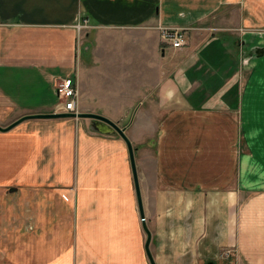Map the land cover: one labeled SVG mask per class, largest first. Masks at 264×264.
<instances>
[{
  "label": "crops",
  "instance_id": "obj_1",
  "mask_svg": "<svg viewBox=\"0 0 264 264\" xmlns=\"http://www.w3.org/2000/svg\"><path fill=\"white\" fill-rule=\"evenodd\" d=\"M117 32L157 79L120 104L77 81L79 112L126 124L156 264H264V0H0V126L58 112L56 83L96 76L112 42L90 44ZM81 119L0 130V264H151L127 143Z\"/></svg>",
  "mask_w": 264,
  "mask_h": 264
},
{
  "label": "rangeland",
  "instance_id": "obj_2",
  "mask_svg": "<svg viewBox=\"0 0 264 264\" xmlns=\"http://www.w3.org/2000/svg\"><path fill=\"white\" fill-rule=\"evenodd\" d=\"M78 28V26L76 25ZM167 27H161V33L163 29H166ZM78 40L80 43L81 40V31L78 29ZM87 29H84L83 32H85ZM102 35V34H101ZM136 35V34H135ZM125 34L123 33H109L108 35H102V42H99L91 45V51L95 53L92 59L96 58V54L98 57L103 55V52H106L110 49V41L111 43V55L110 61L106 65L99 66L96 69V76L92 75V77H86L85 85L83 86V76L81 75V71L79 73L78 71V79L76 77V82L78 81L82 88H85L86 92L84 93H91L93 97H91L92 102H103V104L109 103V104H120L122 101H131L134 99L136 103H138L139 100L143 99L144 92L142 91L141 87L145 86V84L148 83L149 77L150 81H156L157 79V59L155 57L154 59L149 60V69H147L146 64H141L137 62V60L134 61V63L131 65L130 63L127 64V60L124 56H121L122 53H126L125 48ZM123 49V52H122ZM90 51V52H91ZM152 52V49H151ZM160 50H157V53L155 54L160 59L159 56ZM101 60L100 62H102ZM149 70L148 74L147 71ZM152 74V75H151ZM151 75V76H150ZM96 77V78H95ZM133 84V89L127 88V85ZM144 84V85H143ZM80 85V86H81ZM141 89V90H140ZM134 90V91H133ZM98 93H94V92ZM94 94L98 97H94ZM85 95V94H84ZM70 118V117H68ZM77 120L82 121L83 119L79 117H75ZM19 119V118H18ZM17 120V119H16ZM15 120V121H16ZM89 119H86V129L90 128V122ZM14 122V121H13ZM11 122V123H13ZM10 123V124H11ZM9 124V125H10ZM81 125V124H80ZM121 127H125V123L119 124ZM233 254V252H232ZM235 256V255H233Z\"/></svg>",
  "mask_w": 264,
  "mask_h": 264
},
{
  "label": "water",
  "instance_id": "obj_3",
  "mask_svg": "<svg viewBox=\"0 0 264 264\" xmlns=\"http://www.w3.org/2000/svg\"><path fill=\"white\" fill-rule=\"evenodd\" d=\"M58 117H79V118H90L93 120V125L94 127L99 130L102 133H114L117 132L120 134V136L125 140L128 146L129 150V156H130V162L132 166V172H133V177H134V182H135V188H136V193H137V199H138V206H139V212L141 216V220L143 223V228L144 231L147 235L146 242H145V249L148 255V258L150 260L151 264H156L155 259L153 257V254L150 249V244L152 240V234L151 231L149 230L146 221H145V213L143 209V201H142V195H141V189L139 185V177H138V172H137V166H136V161H135V153H134V147L129 139L128 135L126 134V127H121L117 122H114L110 118H108L105 115L98 114V113H93V112H51V113H36V114H27L10 125L3 127L0 126V130L2 131H7L14 126H16L18 123L26 120V119H31V118H58Z\"/></svg>",
  "mask_w": 264,
  "mask_h": 264
},
{
  "label": "built area",
  "instance_id": "obj_4",
  "mask_svg": "<svg viewBox=\"0 0 264 264\" xmlns=\"http://www.w3.org/2000/svg\"><path fill=\"white\" fill-rule=\"evenodd\" d=\"M78 30L83 31L87 28L88 18L83 22H77ZM163 38L167 45L174 49L182 48L186 45V35L183 30L178 28L167 27L163 29ZM55 94L58 98L57 108L58 112H79V98L80 92L76 81L72 79L63 78L56 83L54 88Z\"/></svg>",
  "mask_w": 264,
  "mask_h": 264
}]
</instances>
